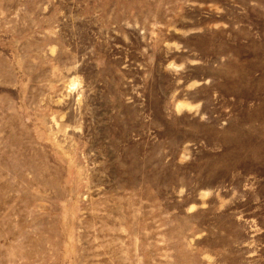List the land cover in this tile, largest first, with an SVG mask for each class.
I'll use <instances>...</instances> for the list:
<instances>
[{
    "label": "rangeland",
    "instance_id": "374dc122",
    "mask_svg": "<svg viewBox=\"0 0 264 264\" xmlns=\"http://www.w3.org/2000/svg\"><path fill=\"white\" fill-rule=\"evenodd\" d=\"M0 264H264V0H0Z\"/></svg>",
    "mask_w": 264,
    "mask_h": 264
}]
</instances>
